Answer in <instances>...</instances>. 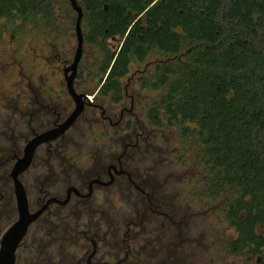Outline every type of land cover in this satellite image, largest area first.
I'll list each match as a JSON object with an SVG mask.
<instances>
[{
    "label": "flooded vegetation",
    "instance_id": "af4514ba",
    "mask_svg": "<svg viewBox=\"0 0 264 264\" xmlns=\"http://www.w3.org/2000/svg\"><path fill=\"white\" fill-rule=\"evenodd\" d=\"M53 2L42 31L20 0L9 17L0 13V248L24 199L36 218L16 264H238L241 254L249 263L261 255L233 251L239 233L224 195L209 192L205 156L161 110L156 75L187 51L146 45L127 73L110 78L132 29L149 28L146 11L135 12L122 37H101L116 50L101 75L95 22L77 0L83 51L73 68L78 12L70 0ZM71 90L82 96L75 117ZM216 201L222 229L211 216Z\"/></svg>",
    "mask_w": 264,
    "mask_h": 264
},
{
    "label": "trees",
    "instance_id": "16d2710c",
    "mask_svg": "<svg viewBox=\"0 0 264 264\" xmlns=\"http://www.w3.org/2000/svg\"><path fill=\"white\" fill-rule=\"evenodd\" d=\"M20 1L24 10L32 11L35 31H42L41 17L53 11V0ZM152 1L81 0L86 18L95 22L91 41L103 55L100 74L105 75L116 56L101 37H122L135 12L146 11L149 28L139 22L132 29L110 78L127 73L133 55L146 45L177 55L187 51L156 75L161 110L193 137V147L205 156L209 192L224 195L228 217L239 233L233 251L262 254L264 0H162L148 8ZM12 2L0 0L1 16L11 15ZM69 12L66 1V17Z\"/></svg>",
    "mask_w": 264,
    "mask_h": 264
},
{
    "label": "water",
    "instance_id": "95a60500",
    "mask_svg": "<svg viewBox=\"0 0 264 264\" xmlns=\"http://www.w3.org/2000/svg\"><path fill=\"white\" fill-rule=\"evenodd\" d=\"M72 7L78 12V22H77V34H78V49L76 51L75 59L73 62V68H76L82 55L83 51V34L81 32V20L83 18V8L77 2V0H70ZM72 94L77 99V107L73 113L75 117L82 110V105L80 102L81 95H76L72 90ZM20 219L19 221L11 226L3 235L1 240L0 248V264H16L19 244L25 234L28 231L30 223L36 218V215H31L27 209L24 202L20 204Z\"/></svg>",
    "mask_w": 264,
    "mask_h": 264
},
{
    "label": "rangeland",
    "instance_id": "374dc122",
    "mask_svg": "<svg viewBox=\"0 0 264 264\" xmlns=\"http://www.w3.org/2000/svg\"><path fill=\"white\" fill-rule=\"evenodd\" d=\"M9 35L5 37V39H8ZM206 173V172H205ZM219 202L220 201H216L215 204H213V206H216L213 210V214H211V216H214L217 218V220L219 221L216 224V228L217 229H222L226 226H228L227 222L224 220V214L222 213V211L217 210V208L219 207ZM234 259L236 260V262L238 264H264V252L261 255H256L252 258V260L249 263V256L247 254H241L240 256L234 257Z\"/></svg>",
    "mask_w": 264,
    "mask_h": 264
}]
</instances>
